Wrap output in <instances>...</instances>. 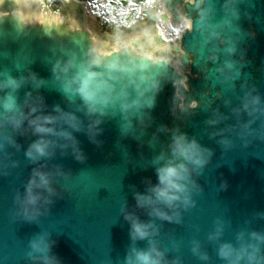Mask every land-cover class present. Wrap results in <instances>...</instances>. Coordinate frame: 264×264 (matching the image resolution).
Listing matches in <instances>:
<instances>
[{
  "label": "water",
  "instance_id": "1",
  "mask_svg": "<svg viewBox=\"0 0 264 264\" xmlns=\"http://www.w3.org/2000/svg\"><path fill=\"white\" fill-rule=\"evenodd\" d=\"M165 1L175 21L181 20L178 9L183 4L186 16L193 20V30L184 36L189 52L183 53L178 44L180 39L176 41L178 45L171 42L170 46L179 55L183 72L192 69L194 73H200L196 80L188 74L189 83L200 90L198 95L179 87L182 96L189 95L187 102L198 100V108L192 112L177 108L176 104L182 99L177 97L173 83L174 80L181 81L183 76L171 71L172 68L164 63L159 62L152 68L148 63L114 65L111 71L105 67V62L101 64L102 68L94 71L114 98L134 100L155 96V104L148 110L150 116L145 117L143 123L134 120L133 128L127 134L122 132L119 114L105 118L100 125L102 132L96 138L99 144L93 143L85 133H74L86 158L81 162L70 151L67 155L57 152L54 158L42 162L49 168L60 166L65 175L54 178L55 195L51 197V203L42 209V215L31 221L18 214L16 193L23 192V186L36 166L24 156V149L35 137L17 135V142L23 148L17 152L9 147L8 152L12 153L10 159L18 161L19 166L7 167L8 158L0 157L7 173H0V264H42L28 255L32 251L30 241L41 234L52 244L48 255L54 264H125L133 241L122 209L134 211L142 221L151 219L144 210L136 207L134 193L144 192L146 181L156 182L152 161L170 139V132L160 131L162 128H179L212 152L209 163L195 177L201 189L193 197L196 206L183 212L179 223L155 221L160 227L156 239L165 250L169 264L177 260L179 264H224L216 254L215 243L208 240L217 219L225 223L222 239L233 243L242 229L264 232V140L249 137L245 145L237 135L239 122L232 112L240 106L245 92L253 87L256 89L254 94L264 99V0H238L239 19L235 24L239 28L236 33L239 41L231 59L236 62L232 74L238 69L240 75L228 80L216 71L225 59L223 55L217 62L207 60L211 46L203 42L200 5L196 0L192 3L188 0ZM146 3L148 0L121 2L123 6ZM208 3L215 9L212 23H218L224 15V0H208ZM110 5L115 9H112L114 17L120 21L118 7ZM16 10L12 0L0 3V71L14 77L33 72L44 81L39 93L31 83L23 86L18 93L21 103L25 95L32 92L34 100L40 94L44 97L47 111L56 105L70 110L52 73L53 66L72 61L80 67L87 66L90 58L91 63L104 60L94 56L84 34H71L64 24L29 26L14 13ZM162 18L168 21L167 15ZM152 20L156 21L157 17L153 16ZM231 34V30L224 32L225 37ZM214 45L219 51V43L214 42ZM166 57L179 61V57L170 53ZM193 57L194 63L191 62ZM114 58L119 59L117 55ZM140 69L148 73H140ZM172 110L180 121L172 123L169 120ZM216 112L228 118L213 127L207 122ZM240 119L246 121L247 114L242 113ZM259 124L257 121L253 127L258 128ZM224 128L227 130L225 135L232 141L227 148L219 143L220 136L211 135ZM193 241L200 242L209 261H201L192 253ZM134 246L143 249L148 243L136 241Z\"/></svg>",
  "mask_w": 264,
  "mask_h": 264
},
{
  "label": "clouds",
  "instance_id": "2",
  "mask_svg": "<svg viewBox=\"0 0 264 264\" xmlns=\"http://www.w3.org/2000/svg\"><path fill=\"white\" fill-rule=\"evenodd\" d=\"M196 2L200 5L203 42L206 46H211L207 60L217 62L223 55L225 59L216 71L225 80L239 77L238 69L232 74L236 62L231 59L237 52L236 45L239 41V36L236 35L239 28L235 24L239 19L238 0H224V15L218 23H212L215 9L208 0ZM225 30H231L232 34L225 37ZM214 42L219 43V51L216 50ZM52 73L59 82L70 110L56 105L51 111H47L44 97L40 94L34 100L32 92H28L21 103L18 93L23 86L31 83L38 92L44 81L33 72L14 77L0 71V157L8 158L10 163L7 167L19 166L18 161L10 159L12 153L8 152L9 147L17 152L23 148L17 142V135L35 137L24 149V156L30 164L36 166L32 168L23 192L16 193L18 214L29 221L42 215V209L51 203V197L55 195L54 178L65 175L60 166L49 168L42 162L54 158L57 152L67 155L69 151L76 160L83 162L86 157L74 133H85L93 143L99 144L96 138L102 132L100 125L105 118L119 114L122 132L127 134L133 128L134 120L143 123L145 117L150 116L148 110L155 104V96L134 100L114 98L108 94L98 74L89 66L77 67L72 61L56 63ZM255 92V87L246 91L240 106L232 110L239 122L237 135L245 145L249 142V137L264 140V99L254 94ZM197 107L196 101H191L188 105L191 110ZM242 113L247 114L246 121L240 119ZM227 118L216 112L207 123L214 127ZM257 121L260 122L259 127L254 128ZM160 131L170 132V139L152 161L156 182L148 180L144 192L134 193L136 207L144 210L151 219L142 221L134 211L122 209L125 220L129 222V235L133 241V246L125 257V264H169L165 250L156 239L160 227L155 221L179 223L183 212L196 206L193 197L201 189L195 177L201 173L212 156L210 149L202 146L195 137L181 132L179 128H162ZM226 132L224 128L212 132L211 135L220 136L219 143L227 148L232 145V141L225 135ZM4 167L3 159L0 158V173L7 174ZM224 232V221L217 219L214 230L208 234V240L215 243L216 254L224 264H264V232L242 229L236 234L234 243L222 239ZM136 241H147L148 247L137 248L134 246ZM51 246L45 235H37L30 241L32 251L28 255L33 261L54 264L53 258L48 255ZM191 251L201 261L207 262L210 259L207 252L201 249L199 241L192 242ZM172 264H179V261H173Z\"/></svg>",
  "mask_w": 264,
  "mask_h": 264
},
{
  "label": "bare ground",
  "instance_id": "3",
  "mask_svg": "<svg viewBox=\"0 0 264 264\" xmlns=\"http://www.w3.org/2000/svg\"><path fill=\"white\" fill-rule=\"evenodd\" d=\"M27 7L28 5L27 4H24V2L22 0L19 1V7H23L24 8ZM51 6V3L49 2L48 4H45L44 7H47L49 8ZM49 17H53V15L51 14ZM38 19H42V17H38ZM186 23H189L188 21Z\"/></svg>",
  "mask_w": 264,
  "mask_h": 264
}]
</instances>
